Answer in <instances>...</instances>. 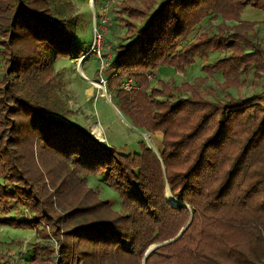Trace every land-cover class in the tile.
Listing matches in <instances>:
<instances>
[{
    "label": "trees",
    "instance_id": "16d2710c",
    "mask_svg": "<svg viewBox=\"0 0 264 264\" xmlns=\"http://www.w3.org/2000/svg\"><path fill=\"white\" fill-rule=\"evenodd\" d=\"M52 1L0 0V226L37 236L21 264H264V90L212 101L149 78L223 53L202 68L223 76L222 90L261 79L258 24L240 15L247 6L264 13V0H165L116 12L129 38L114 51L107 92L136 128L162 135L159 154L145 141L123 153L59 116L54 64L87 47ZM208 18L221 21L188 40ZM124 78L136 88L122 89ZM91 176L119 195L120 212L89 187ZM251 224L245 247L240 232Z\"/></svg>",
    "mask_w": 264,
    "mask_h": 264
},
{
    "label": "rangeland",
    "instance_id": "374dc122",
    "mask_svg": "<svg viewBox=\"0 0 264 264\" xmlns=\"http://www.w3.org/2000/svg\"><path fill=\"white\" fill-rule=\"evenodd\" d=\"M162 1L165 0H100L98 3L95 0L52 1L55 18L66 19L68 28L76 38L77 43L87 47L86 55L83 58L79 60L59 59L54 64L55 78L58 82L55 87L58 114L69 122L78 123L91 130L102 143L115 147L118 151L126 154L139 153L138 143L140 141H145L147 146L155 150L156 153H161L162 135L160 133L148 134L136 128L116 108L113 96L107 92V86L104 90V83L102 84L101 76L104 75V66H106L102 52H106V57H108L112 51H115L118 43L128 42L129 36L126 34V29L119 23L116 16V12L121 10L122 6L129 4L142 6L144 2H151L152 6L156 8L158 2ZM104 6L108 7L107 13L104 11ZM240 17V21L258 24L256 41L264 43V26L261 24L264 21V13L247 6ZM220 21L221 19L210 20V18L204 20L201 25L194 28L188 40L193 39L203 29L213 28ZM145 22L139 20L136 24L137 28L144 25ZM105 25L107 29L103 34L101 29ZM95 30H98L103 36L101 58L91 51ZM222 56L223 53H217L211 54L203 60L198 58L195 60L196 63L185 72H177L175 69L162 67L150 76L152 78L151 84L157 86V81L160 79L165 81L173 79L175 85L179 87L187 85V88L181 87L180 95L187 97L192 93L199 92L200 96L212 101H223L227 96L232 99H244L253 93H260L264 90V75L259 80L251 75L248 77L247 84L232 87L228 91L222 90L220 84L223 82V76L220 73L208 75L202 72L205 64L216 62ZM111 64L109 63L110 66ZM1 65L2 60L0 58V76ZM243 79H245L244 76ZM87 181L99 199H108L112 203L114 211H121L119 195L105 184L102 176H91ZM168 199L171 204L176 205L172 197H168ZM251 231H257L255 224H251L249 232L243 231V229L240 232L243 240L242 245L245 247L250 244L253 237ZM36 241L37 236L33 231L0 226V263L21 264L25 260L23 254ZM52 242L56 246L55 241L52 240ZM258 243H261L259 248L264 254V237Z\"/></svg>",
    "mask_w": 264,
    "mask_h": 264
},
{
    "label": "built area",
    "instance_id": "2783aa9c",
    "mask_svg": "<svg viewBox=\"0 0 264 264\" xmlns=\"http://www.w3.org/2000/svg\"><path fill=\"white\" fill-rule=\"evenodd\" d=\"M105 5V4H104ZM104 11L105 13H107L108 11V7L104 6ZM107 26H103L101 29V32H103V34L106 32ZM102 42H103V36L101 33L98 32V30H95L94 34H93V45H92V49L91 51H93L94 53H96L100 58H101V52H102ZM114 55V51H112L110 53V56L106 57V52H102V57L105 60V65L104 66V75L101 76L102 79V84L104 83V90H106V85H107V81L109 79H114L116 78V71L115 69L112 67V65L110 66L109 63L112 62V58ZM110 67V68H109ZM109 68V69H108ZM108 69V72H107ZM151 78V77H149ZM152 79V78H151ZM132 88H136V84L132 79L129 78H124V80L122 81V89L126 90V91H130L132 90ZM22 261V259H20Z\"/></svg>",
    "mask_w": 264,
    "mask_h": 264
},
{
    "label": "water",
    "instance_id": "95a60500",
    "mask_svg": "<svg viewBox=\"0 0 264 264\" xmlns=\"http://www.w3.org/2000/svg\"><path fill=\"white\" fill-rule=\"evenodd\" d=\"M120 112V111H119ZM167 197H172L171 196V192H169V191H167ZM156 246H152L149 250H148V252H147V256H149L150 254H151V252H152V250L155 248Z\"/></svg>",
    "mask_w": 264,
    "mask_h": 264
},
{
    "label": "bare ground",
    "instance_id": "6f19581e",
    "mask_svg": "<svg viewBox=\"0 0 264 264\" xmlns=\"http://www.w3.org/2000/svg\"><path fill=\"white\" fill-rule=\"evenodd\" d=\"M97 132V131H96ZM99 132V131H98Z\"/></svg>",
    "mask_w": 264,
    "mask_h": 264
}]
</instances>
